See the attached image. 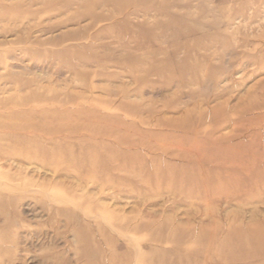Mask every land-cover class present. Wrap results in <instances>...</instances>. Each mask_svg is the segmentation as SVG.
Segmentation results:
<instances>
[{"label": "rangeland", "instance_id": "rangeland-1", "mask_svg": "<svg viewBox=\"0 0 264 264\" xmlns=\"http://www.w3.org/2000/svg\"><path fill=\"white\" fill-rule=\"evenodd\" d=\"M254 225L264 0H0V264H257Z\"/></svg>", "mask_w": 264, "mask_h": 264}, {"label": "bare ground", "instance_id": "bare-ground-1", "mask_svg": "<svg viewBox=\"0 0 264 264\" xmlns=\"http://www.w3.org/2000/svg\"><path fill=\"white\" fill-rule=\"evenodd\" d=\"M236 238L240 245L251 247L252 250L245 252L248 259L264 264V226L254 225L245 232L236 231Z\"/></svg>", "mask_w": 264, "mask_h": 264}]
</instances>
